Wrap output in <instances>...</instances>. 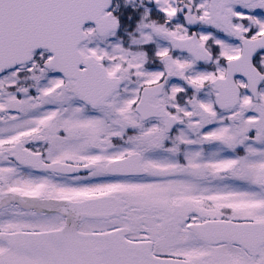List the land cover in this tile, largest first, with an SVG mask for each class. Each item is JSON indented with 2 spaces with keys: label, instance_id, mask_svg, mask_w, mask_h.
<instances>
[{
  "label": "snow or ice",
  "instance_id": "1",
  "mask_svg": "<svg viewBox=\"0 0 264 264\" xmlns=\"http://www.w3.org/2000/svg\"><path fill=\"white\" fill-rule=\"evenodd\" d=\"M0 264H264V0H0Z\"/></svg>",
  "mask_w": 264,
  "mask_h": 264
}]
</instances>
